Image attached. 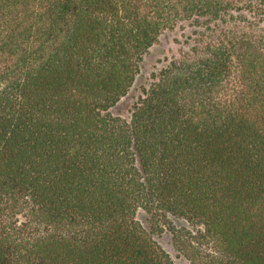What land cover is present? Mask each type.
<instances>
[{
    "label": "trees",
    "instance_id": "obj_1",
    "mask_svg": "<svg viewBox=\"0 0 264 264\" xmlns=\"http://www.w3.org/2000/svg\"><path fill=\"white\" fill-rule=\"evenodd\" d=\"M263 22L264 0H0V264H177L165 231L189 264H264Z\"/></svg>",
    "mask_w": 264,
    "mask_h": 264
},
{
    "label": "rangeland",
    "instance_id": "obj_2",
    "mask_svg": "<svg viewBox=\"0 0 264 264\" xmlns=\"http://www.w3.org/2000/svg\"><path fill=\"white\" fill-rule=\"evenodd\" d=\"M182 32L181 29H176L166 31L160 36L159 42L143 57L140 64V72L129 93L111 109L113 114L129 119L132 105L141 94L143 87H147L151 82L152 73L159 70L166 58L169 59L173 55H177L179 47L183 44ZM137 216L144 225H147V215L144 212H139ZM173 221L177 226H187V223L183 220L174 219ZM154 238L177 264H189L174 248L170 232L165 231L162 234L155 235Z\"/></svg>",
    "mask_w": 264,
    "mask_h": 264
}]
</instances>
